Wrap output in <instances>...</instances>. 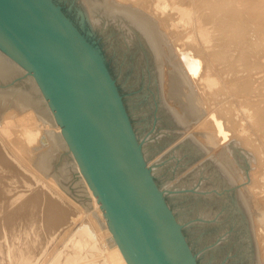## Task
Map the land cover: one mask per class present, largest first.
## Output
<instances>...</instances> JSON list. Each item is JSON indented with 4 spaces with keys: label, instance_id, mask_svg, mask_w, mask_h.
I'll return each instance as SVG.
<instances>
[{
    "label": "bare ground",
    "instance_id": "1",
    "mask_svg": "<svg viewBox=\"0 0 264 264\" xmlns=\"http://www.w3.org/2000/svg\"><path fill=\"white\" fill-rule=\"evenodd\" d=\"M82 7L79 12L82 25L90 33L105 34L110 38L107 52L100 41L101 45L85 42L112 82L145 161L147 157L149 160L155 158L150 167L147 165L150 175L158 172L165 159L175 156L184 147L195 148L198 158H211L229 186H236L237 181L243 182L237 190L240 194L236 201L238 205L241 203L243 210L255 212L254 221L264 256V174L253 172L251 183L250 175L241 173V165L234 155L233 145H230L237 137L239 141L236 143L246 151L254 152L258 156L259 167H264V97H261V87H255L256 83L249 76L253 70L250 65L257 64L258 67L254 68L260 69L259 43L251 41V26L256 27L258 36L259 23L264 35V15L260 18L264 14V0H86ZM139 43L149 57L148 61L155 65L152 76L154 89L147 85L149 88L145 86L143 91L135 94L130 91L128 96H123L119 83L126 79L127 66L119 59V45H124L129 53ZM233 49L239 53L236 64H231V57L237 55L232 53ZM109 54L114 56V61H110ZM251 58H256L258 63L251 64ZM110 63L116 76L108 69ZM245 72L248 73L245 75ZM21 74L28 77L32 92L23 87L0 85V142L2 147H7L6 152L0 149V177L4 179L5 175H10L15 165L8 157H13L19 160L21 167L32 162L29 165L32 178L42 182L53 167L52 159L61 149H69L77 160V170L82 173L94 197L98 209L96 214L104 219L102 227L107 228L106 245L112 253L113 264H130L41 85L32 73L0 48V82H8ZM151 114L154 115L153 121ZM165 119L168 127L164 126ZM164 128L167 129L160 132ZM250 159L255 161L253 156ZM59 178L51 175L50 179L58 183ZM2 194L0 205L8 195L6 186L0 188ZM26 213L30 219H35L24 206L7 214V218L18 224ZM55 217L60 223L66 214ZM85 230L88 243L76 244L80 251L93 246L91 231L88 227ZM29 247L30 244L23 247L21 254L15 255L13 259L17 264L33 263L32 248Z\"/></svg>",
    "mask_w": 264,
    "mask_h": 264
},
{
    "label": "rangeland",
    "instance_id": "2",
    "mask_svg": "<svg viewBox=\"0 0 264 264\" xmlns=\"http://www.w3.org/2000/svg\"><path fill=\"white\" fill-rule=\"evenodd\" d=\"M49 1L61 10L86 42L93 45L102 44L107 52L110 38L105 34L95 35L92 32L90 33L81 23L82 19L79 12L83 9L82 3L86 4V0ZM263 15L260 18H263ZM251 34V41L259 43L260 69L254 68L258 67L256 66L258 60L251 58L250 63L256 65L249 66L250 68L253 67L249 76L256 83L255 87L257 85L261 87V97H264V35L259 23L258 36L254 25L251 26ZM112 35L115 37L116 29ZM123 46L119 45L121 49L118 56L120 60L124 61L123 63L127 66L126 70L128 72L125 70L126 79L124 82L121 80V84L119 83L122 95L128 96L130 91L134 94L143 91L147 85L153 90L152 76L155 66L152 65L153 62L148 61L149 57L144 54L140 43L131 49L132 51L129 52L131 55L127 53L128 50ZM234 52L235 49L232 53ZM235 53L237 55L231 57V64L238 63L236 58L239 53ZM109 57L111 62L114 61L113 55L109 54ZM138 61H140V64ZM112 68V64L108 66V69L112 70L116 76L115 69ZM27 80L28 77L21 74L8 82L2 80L3 83L0 82V85L3 84L7 87L9 84V87H23L32 92V84ZM34 95L36 97L40 96V94ZM262 101V107H264V98H262ZM153 116L150 115L151 121L154 119ZM167 122V120L164 122L165 127H168ZM160 125H162V122H160ZM166 129H161L160 132ZM237 141L239 139L234 137L230 145H233L234 155L237 157L239 165H241V173L244 175L249 174V181L251 180L252 183V178H254L252 173L264 174V167H259L258 156L251 149V152L246 151L247 149H243L240 143H236ZM0 149L3 152L7 151V147H2L1 142ZM195 151V148L191 147L182 148L175 156H170L171 160L170 157L167 159L169 162H166L165 159L163 164H160L158 172H153L154 175L152 174V176L156 180L155 184L159 187L158 189L161 191L164 200H166L165 202L171 214H173L181 232L184 234L197 263L264 264L261 239L257 223L254 221L255 212L251 209L243 210L241 203L239 202L238 205L236 201L237 198L239 199L240 194L237 190H240L243 182L237 181L236 186L232 187L231 184L229 186V183L215 168L214 162L210 160L211 158L208 156L202 159L198 158V156H195ZM247 153L251 157L253 156L255 161H252ZM20 156L21 153L18 154V157ZM74 157L69 149H61L56 157L52 159L53 167L50 173L45 176V182L44 180L41 182L40 179L32 178L33 174L29 168L32 162L21 167L18 163L19 160L8 157V160L15 167L12 168L10 175H5L4 179L0 177V188L6 186L8 189L5 202L0 205V264H17L13 258H15V255L21 254L23 247L25 248L29 244L34 257L32 264H113L111 260L112 253L106 245L108 237L105 231L107 228L102 227L104 219L96 214L98 209L94 197L84 181L82 173L77 170L79 167L77 168V160ZM147 159L149 160L148 157L146 161ZM154 162L155 158L150 159L147 165L150 167ZM63 168H66V171L62 172ZM150 171L152 173L151 169ZM51 175L60 176V181H57L58 183L52 181L50 179ZM246 181L248 180L246 179ZM9 189H12V191H9ZM175 192L178 194L176 195ZM170 194H175L176 198ZM3 196V194L0 195V198ZM21 206L27 208L28 212L33 214L31 217H35V219H30L29 213H26L24 214V220L14 224L15 221L8 219L7 214L15 212ZM62 213L66 214V218L59 223L55 215H62ZM252 215L253 219L251 218ZM85 227H88L91 231L93 246L85 247L80 251L76 244L88 243ZM27 231L29 232L27 233ZM22 236H25V238ZM38 237L42 238L38 239Z\"/></svg>",
    "mask_w": 264,
    "mask_h": 264
},
{
    "label": "water",
    "instance_id": "3",
    "mask_svg": "<svg viewBox=\"0 0 264 264\" xmlns=\"http://www.w3.org/2000/svg\"><path fill=\"white\" fill-rule=\"evenodd\" d=\"M0 48L32 73L130 264H198L105 69L49 0H0Z\"/></svg>",
    "mask_w": 264,
    "mask_h": 264
}]
</instances>
